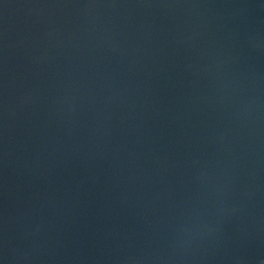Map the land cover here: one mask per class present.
Listing matches in <instances>:
<instances>
[{
  "label": "water",
  "instance_id": "95a60500",
  "mask_svg": "<svg viewBox=\"0 0 264 264\" xmlns=\"http://www.w3.org/2000/svg\"><path fill=\"white\" fill-rule=\"evenodd\" d=\"M0 264H264V0H0Z\"/></svg>",
  "mask_w": 264,
  "mask_h": 264
}]
</instances>
